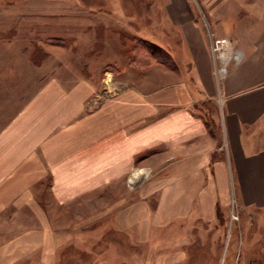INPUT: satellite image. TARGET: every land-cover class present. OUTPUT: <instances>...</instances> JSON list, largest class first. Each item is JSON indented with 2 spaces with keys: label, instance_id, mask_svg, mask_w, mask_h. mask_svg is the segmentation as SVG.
<instances>
[{
  "label": "crops",
  "instance_id": "crops-1",
  "mask_svg": "<svg viewBox=\"0 0 264 264\" xmlns=\"http://www.w3.org/2000/svg\"><path fill=\"white\" fill-rule=\"evenodd\" d=\"M234 1L162 12V25L174 35L160 46L177 48L174 65L146 67L139 75L124 69L118 77L127 85L111 94L95 93L82 78L41 82L33 56L0 53V264H56L66 248L92 233L57 226L60 220L40 204L42 188L64 206L82 204L136 170L143 175L133 184L144 178L138 186H122L102 211L74 222L106 219L113 230L167 256L187 254L167 241L204 238L200 229L189 231L227 219L232 203L255 212L251 221L264 220V0L248 3L251 9L237 0V10H227ZM228 23L232 31L222 29ZM222 37L243 59L217 78L211 43ZM209 104L211 117L204 112ZM259 234L255 248L262 256ZM240 235L227 253L238 257L227 262L224 254L220 264L242 263L247 253Z\"/></svg>",
  "mask_w": 264,
  "mask_h": 264
},
{
  "label": "rangeland",
  "instance_id": "rangeland-1",
  "mask_svg": "<svg viewBox=\"0 0 264 264\" xmlns=\"http://www.w3.org/2000/svg\"><path fill=\"white\" fill-rule=\"evenodd\" d=\"M219 1L0 0V53L33 56L39 62L41 82L51 76L60 81L82 78L88 80L95 93L111 94L127 85L121 83L118 77L124 73V69L128 68L139 75L145 72L146 67L155 71L161 64L174 65L179 53L177 48L172 47L168 52L160 46L163 38L174 35L173 31H167L162 25V12L167 13L166 10H176L180 6L184 10H208L209 4L211 6L215 2L216 5ZM242 1V5L251 9L248 3L254 5L258 0ZM234 2L229 7L225 6L226 9L237 10V0ZM202 21L205 20L201 18ZM222 29L232 31L233 24H223ZM137 75L132 76L136 82L139 81ZM212 111V105H206L204 112L208 117H211ZM129 176L101 191L98 198L94 194L89 201L82 204L74 201L71 206L54 201L46 187L41 189L38 193L40 204L60 220L57 226H76L84 228L83 231L92 230L93 233L79 235L77 244L66 248L56 258V264H159L160 260L165 264H214L216 261L220 264L224 254L227 262L238 257L227 256V253L231 250L228 245L240 242V233L243 234L242 251L247 253L240 255L241 264H247L251 258H264V255L256 254L255 248L259 240L256 237L260 236L259 233L264 236V220L255 217L251 221L250 215L255 212L238 210L234 203L228 206V212L224 214L228 215L227 219L219 216L211 226L204 224L189 231L196 233L200 229L204 238L191 243H182L177 239L167 241V244L175 241L177 244L173 246L177 245L187 252L169 254L168 257L166 254H152L151 249L144 247L138 238H132L125 231L113 230L106 219L97 224L94 219L88 223L74 222L95 214L97 210L102 211L106 202L123 192L122 186L129 187ZM141 179L132 186H138ZM231 214L237 218L233 219ZM97 227L102 230L95 234ZM229 232L231 239L228 240ZM170 234L179 236V239L182 237L177 231ZM244 235L253 236V239L248 242ZM166 238H170V235ZM253 243L254 249L251 250ZM261 245L264 246V239L260 241Z\"/></svg>",
  "mask_w": 264,
  "mask_h": 264
},
{
  "label": "built area",
  "instance_id": "built-area-1",
  "mask_svg": "<svg viewBox=\"0 0 264 264\" xmlns=\"http://www.w3.org/2000/svg\"><path fill=\"white\" fill-rule=\"evenodd\" d=\"M211 54L217 78L225 77L229 66L238 65L243 59L241 50L235 46L231 39L225 37L213 39ZM231 217L233 219L237 218L233 214H231Z\"/></svg>",
  "mask_w": 264,
  "mask_h": 264
},
{
  "label": "bare ground",
  "instance_id": "bare-ground-1",
  "mask_svg": "<svg viewBox=\"0 0 264 264\" xmlns=\"http://www.w3.org/2000/svg\"><path fill=\"white\" fill-rule=\"evenodd\" d=\"M143 175V171H141V170H136V171H134L133 172V174L130 176V178H129V183H130V185H132L133 184V182L137 179V178H139L140 176H142Z\"/></svg>",
  "mask_w": 264,
  "mask_h": 264
},
{
  "label": "trees",
  "instance_id": "trees-1",
  "mask_svg": "<svg viewBox=\"0 0 264 264\" xmlns=\"http://www.w3.org/2000/svg\"><path fill=\"white\" fill-rule=\"evenodd\" d=\"M260 264H264V260H263V262H260Z\"/></svg>",
  "mask_w": 264,
  "mask_h": 264
}]
</instances>
